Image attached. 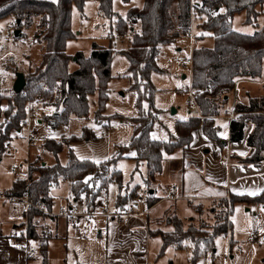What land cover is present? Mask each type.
Segmentation results:
<instances>
[{"label":"trees","instance_id":"1","mask_svg":"<svg viewBox=\"0 0 264 264\" xmlns=\"http://www.w3.org/2000/svg\"><path fill=\"white\" fill-rule=\"evenodd\" d=\"M86 1L0 0V23L4 19H14L15 27L22 32L23 28L32 26L35 18H38L37 36L45 43L40 65L35 71L25 75L27 83L23 91L26 95L15 91L13 94H5L0 90L1 153L4 152L6 142L12 140V131H19V120L25 116L26 103L31 97L46 98L48 103L56 106L57 110L53 115L56 126L58 123L68 122L71 116L87 117L90 111V96L98 94L95 117L98 121L104 118L103 111L108 98L107 85L112 78V47L93 43L89 56L81 52L76 54L79 67L72 72L69 68L73 55L67 52V42L77 36L72 29V6L77 4L82 9ZM112 1L98 0L99 11L105 16L113 15ZM259 6H264V0H143V6L132 7L127 18L117 17V35L131 34L129 46L124 54L129 60L132 88L138 90V114L131 118L135 128L129 143L121 145L115 156L100 164L78 158L72 149L68 151L65 164L59 160L52 165L42 162L37 165L34 162L30 167L29 184L26 178L18 177L5 193H28L34 204L44 203L48 209H52L53 198L48 193V185H59L61 181L67 180L71 189L68 204L75 205L77 200L82 202L81 206L92 209L97 206L103 189L110 182L117 181L120 185L117 206L125 208L128 202L136 201L139 190L144 189L148 206L158 202L157 175L163 169L164 152L171 153L177 148L188 147L193 139L192 130L198 126H203L204 132L211 139L222 143L215 125V117L224 112L237 79L258 78L263 75L264 26L252 34L239 32L232 27L234 16L244 11L247 15L246 21L253 23L260 14ZM192 7L195 22L202 32L199 37L210 34L214 38L213 47L194 48L193 86L201 89L212 87L213 91L204 90L197 95L204 118L191 116L178 120L168 140L155 139L152 132L161 111L154 103L155 88L151 74L160 70L157 59L162 47L188 36ZM1 31L3 34L0 26V36ZM23 34L22 32V36ZM145 100L149 102L147 108L144 105ZM235 112L240 115L231 122L230 140L242 142L247 123L251 122L254 127L247 138V144L252 153L244 158V162H263L264 97L250 98L247 104H237ZM90 134L92 135L86 129L81 138L74 136L66 139V142L86 139ZM45 147L58 155L64 143L48 140ZM130 150L134 151L135 155L132 157L137 162L145 161L147 174L142 183L136 184L127 192L125 189L128 186L124 187L122 184V171L118 168V161ZM110 168L113 170L109 174ZM34 174L37 176L34 177ZM238 201L264 204V190L254 196L231 194L229 202L225 199L220 201L215 208L218 210L217 225L209 237H197L200 230L192 227L184 229L182 220L174 216L171 222L174 229L158 232L163 239L162 249L168 245L181 249L186 243L193 242L194 258H197L202 244L213 248L215 238L220 234H227L229 209ZM25 215L32 223L34 216L41 215V211L33 207L29 212L25 211ZM30 234L39 239L40 252L46 264L49 237L41 236L33 224Z\"/></svg>","mask_w":264,"mask_h":264},{"label":"rangeland","instance_id":"2","mask_svg":"<svg viewBox=\"0 0 264 264\" xmlns=\"http://www.w3.org/2000/svg\"><path fill=\"white\" fill-rule=\"evenodd\" d=\"M134 6L141 8L143 0H131L129 2L113 0V15L109 17L99 11L98 0H87L82 9L77 4L72 6V29L77 36L67 42V52L73 55L69 66L70 71H75L79 67L76 54L81 52L85 56H89L93 43L111 46L113 49L112 78L107 85L108 98L103 111L104 118L98 121L95 117L98 108V94H96L90 96V111L87 117L71 116L68 122L58 123L55 126L53 115L56 113V106L48 103V99L40 97L39 113L32 120V127L36 131L37 143L43 145L45 152L39 154L35 148L29 150L25 138V128L19 132L12 131L10 151H6V147H4V152H0V194H6L5 192L13 186L18 177L24 178L23 175L28 170L26 160L29 156L32 164L35 162L38 165L44 160L48 164L55 163L57 160L65 164L68 159V151L72 149L78 158L89 159L100 164L115 156L121 145L129 143L135 128V123L131 118L138 114L136 107L138 90L132 88L133 81L130 77L129 60L124 54L129 46L131 34L117 35L115 25L117 17L127 18L129 10ZM246 19V12L236 15L233 29L252 34L264 25V16L259 17L258 21L253 23L245 22ZM9 22L13 25L10 28L13 30L12 36L6 35ZM38 22L39 19L35 18L34 24L28 28H23V36L21 33L18 37L14 35V30L17 29L14 19H4L0 23L3 32H5L3 35L1 31L0 36V90L5 94H13L15 91L13 85L18 72H25L26 75L35 71L40 65L45 43L37 36ZM208 37L210 38V36ZM188 39L187 36L176 41L182 44L181 51L176 50V43L165 45L158 59V63L164 71L151 74V81L155 88L154 103L156 107L161 109L152 132L155 139L168 140L170 133H173L175 129V122L186 119L190 113L185 104L189 78L183 77L185 70L179 67L175 61L176 56L187 57L190 54ZM207 42L213 46V41ZM193 46L199 47L200 44L193 42ZM148 103L145 100L146 108ZM173 108L177 109L176 113L172 112ZM40 120L42 121L40 122ZM216 123L221 127L218 135L223 141L229 134L228 120L217 119ZM86 129L93 136L90 134L86 139L66 142V139H71L74 136L81 138ZM18 135L21 137L14 139ZM48 140L63 141L64 147L58 155L46 151L45 143ZM9 142H6L5 146ZM180 149H177L173 156L182 153ZM133 153V150L125 152L124 158L118 161V168L122 171V184L124 187L128 186V189H125L127 192L133 189L136 185L135 182L142 183L143 177L147 174L145 161L137 162L132 157ZM35 156L41 157L35 158ZM16 167H19L18 172L14 171ZM110 169L109 174L113 168ZM35 175L37 176L34 174V177ZM69 185L70 183H65L57 188L55 192L60 194V198L66 194L70 196ZM53 187H55L54 184H52V191ZM106 191L107 194L105 195L104 192ZM119 192V183L117 181L110 182L103 189V194L100 195L99 199L102 200L106 196L111 204L115 203ZM48 193L50 195L49 191ZM145 195V189L139 190L138 197ZM100 200L98 204L101 203ZM60 203L57 199L53 211H58L61 206H59ZM166 206L170 208L169 211L171 212H168L169 215L163 219L156 221L159 227L162 225L163 230L170 231L174 227L171 222L176 215H170V213H175L173 212L175 209L178 217L183 218L184 229L192 227L201 231L197 233V237L200 235L209 237L217 225L218 210L209 208L210 205L207 206L205 203L204 215L200 216L198 221L189 223V217L194 216L196 211L194 205L187 200L173 202V205H170L169 201L159 204L145 217V219L150 218L149 225L144 218H142L145 220L142 224H130L125 219L123 222L108 225L105 218L100 217V215L85 217L81 219H88L86 224L77 227L69 226L68 233L66 231L64 233L59 232L58 237L56 234L52 236L47 246L46 264H264L263 203L235 202L229 209L227 223L229 218L230 223L227 234L218 235L214 240L213 248L202 244L200 255L197 258H194L193 242L186 243L185 247L181 249L175 245H168L162 249L163 239L158 234L160 229H153L156 226L155 224L152 225V221L156 215H162ZM96 207L93 209L100 211L101 208L98 206L96 209ZM86 209L81 206L80 210ZM23 211H25L24 207H16L9 201L0 200V234H10L11 225L7 222L13 219L12 216L17 213H21L22 220H24ZM50 218L42 215V212L41 215L34 216V221H37L39 225L38 231L41 236H51L50 231L45 235L42 230L44 226L49 228L47 221ZM166 222L172 225L163 226ZM16 244L19 243L16 242ZM38 247H41L40 244L36 248ZM36 252L38 255L37 264H44L40 250L37 249ZM137 252L143 253L136 255ZM34 258L31 259V264H33Z\"/></svg>","mask_w":264,"mask_h":264},{"label":"crops","instance_id":"3","mask_svg":"<svg viewBox=\"0 0 264 264\" xmlns=\"http://www.w3.org/2000/svg\"><path fill=\"white\" fill-rule=\"evenodd\" d=\"M261 8L262 7L260 6L258 7L260 14L258 15L255 21H258L259 17L264 16V7L262 9ZM241 13H238V14H241ZM235 16L232 21V27H233ZM256 24L259 25L258 23ZM201 34L202 32H200L195 22L194 23V36H195L194 42L199 43L200 44L199 47L201 46L213 47L207 41H210V40L213 41V45H214V38L210 34H205L203 37H199V35ZM208 36H210V38ZM187 42H189L190 44V38L188 39ZM175 43H171V44H175L176 50L181 51L182 44L178 42H175ZM158 59H159V56H158ZM158 59H157V62H158ZM163 71L164 70L162 69V67H160V71L158 72H163ZM23 73L25 74V72ZM183 77L187 78V75L185 72L183 73ZM257 97L258 98L264 97V69H263V75L261 77H258V78L240 77L238 78L236 81L234 91L232 92V95H230L229 102L225 105V108L223 110L229 109L232 111L233 114L240 115V113L235 112V108L237 104H247L250 98H257ZM176 112H177V109H176ZM222 113L223 114H221L220 116L215 117V125L218 131L221 127L216 123V120L217 119H227L228 120L229 134L227 135V138H225L222 141V143H219L218 141L211 139L204 132L203 126H198L192 130L193 139L191 143L189 144V146L186 148H181L180 150H182L181 151L182 153H178L177 155H175L177 157L173 155L176 154L175 151L179 148L175 149L171 153L164 152L163 169L157 175L156 196L159 198V200L152 206H149L150 207L149 211L142 218L145 219V217L148 216L152 210H154L159 204L163 202L169 201L170 205H173V202H176L179 200H187L194 205V209L196 211L194 216L189 217L190 219L189 223L191 221L196 222L200 219V216L204 215L205 213L204 203L207 206L210 205L209 208H216L217 207L216 205H218L220 201H223L224 199L227 200L225 198L227 193H229L230 195L231 194H238V195L247 194L250 196H254L250 193H255L256 195L264 190V161L261 163L244 162V158L249 156L252 153L251 147L247 144V138L253 131V127H254L253 124L251 122L247 123L245 138L242 142L240 143L232 142L230 140L231 123L229 121L227 114L225 112H222ZM191 116L200 117L194 112H190L189 115L186 117V119H188ZM200 118H204L203 114H202V117ZM41 121L42 120H40V122ZM20 137L21 136L18 135L14 137V139L20 138ZM241 153H244V155H241ZM38 157H41V156H35V158H38ZM173 157L175 158L172 159ZM42 163L48 164V162L45 160ZM52 164H48V165H52ZM65 183L68 184L70 182L67 180L61 181L60 184L55 185V187H53V191L50 192L51 197L52 196L54 197L52 209L56 206L57 199L59 200V202H61L59 206L68 204L67 194L65 196H61L62 198H60L59 197L60 194L55 192L57 188H59L61 185ZM135 183L140 184L141 182H135ZM173 187L176 188L175 192H172ZM174 193H176L177 195H182V196H195L197 198L193 200H189V199L161 200V198L169 194H174ZM145 196L147 197V195ZM75 201H76L75 202L76 204L73 206L81 209L82 202L77 201V200ZM147 203H148V200H147ZM14 206L17 207V205H14ZM98 206L99 208H101L100 204H98ZM111 207L113 209L114 207H119V206H117L115 202L111 204ZM137 207L138 209H140L142 206L139 205ZM169 210L170 208L166 206L165 209L163 210L162 215L160 214L159 216L156 215L154 217L152 221V225L155 224L156 227H154L153 229L159 228L160 230H163L161 228L162 225H160L161 227H159L156 221H158V219L159 220L163 219L166 215H169L168 212H171ZM173 212L176 213V209ZM175 213H172V214L170 213V215L178 216L177 213L176 214ZM19 217H21V219H19ZM23 217H25L24 220H22L21 213H17L16 215H13L12 216L13 219H10L7 222L11 225L10 234H5V235L0 234V264H24L25 263L24 247L22 245L16 244V241L12 237L13 228L19 223H22L28 220V218L25 215V211H23ZM100 217L105 218L103 216H100ZM142 218L126 217L125 219L130 224H142V222H144L145 220L148 225L150 224V218L148 219L146 218L145 220H142ZM125 219H123L120 222H123ZM87 221L88 219H81L77 223L73 224L70 222V220H68L65 217H59V216L51 217L50 220L47 221L48 226L50 228V233H51V236L49 237L48 242L50 239H52V236L54 234H56V237H58L59 232L64 233L66 231V233H68L69 226L77 227L79 225L86 224ZM106 223L108 225H113L115 222L109 224L106 220ZM168 225H172V224L169 222H166V224L163 226H168ZM173 229L174 227L170 229V231H172ZM163 231H166V230H163ZM37 249L40 250L39 247ZM141 253L143 252H137L136 255L141 254ZM40 256H42V254ZM37 259H38V255L36 254L33 264H37Z\"/></svg>","mask_w":264,"mask_h":264},{"label":"built area","instance_id":"4","mask_svg":"<svg viewBox=\"0 0 264 264\" xmlns=\"http://www.w3.org/2000/svg\"><path fill=\"white\" fill-rule=\"evenodd\" d=\"M194 20L195 19L193 15V7H192V16L190 19V31L188 34L190 38V54L187 57L177 56L175 58V61L178 63L179 67L185 70V73L187 77L189 78V85H188V88L186 89L187 98H186L185 104L188 107L189 112H194L198 116L202 117L201 108L197 100V95L198 93L204 90L213 91V88L208 87L207 89H201V88H196L193 86V52L195 48L193 46L194 37H195L194 36V23H195ZM11 27H13V25L11 22H9L7 24V30H6V35L8 36L13 35V30L10 29ZM3 35H5V32H3ZM21 92H22V95H26V92H24L23 90ZM40 103H41V98L39 96H37L36 98L34 97L33 99H30L28 101V106L26 109L25 116L19 120V126H20L19 131H21L22 128H25L26 129L25 138L27 140L29 150L35 148L39 154H42L45 152V148L43 147V145H40L39 143H37L36 131L32 127V120L39 113L38 104ZM224 112L227 114L230 123L234 121L235 119H237V117L239 116V114H233L232 111L229 109H225ZM5 147H6V151H10L12 147V141H10ZM26 162H27L28 170L27 172H25L23 176L24 178H26L27 183L29 184L31 180L30 167L32 165L30 156L27 158ZM14 171L18 172L19 167H16ZM48 191L49 192L52 191V183L48 185ZM175 191H176V188L173 187L172 192H175ZM106 194H107V191L105 192V195ZM196 198L197 197L195 196H182V195H177L176 193H174V194H169L161 198V200H167V199L193 200ZM225 198L229 202L230 194L227 193ZM0 200L9 201L13 205L22 206L25 208L26 213L29 212L33 207H35L36 209L42 212V215H46L48 217H56V216L65 217L68 220H70V222L73 224L77 223L81 218H85V217L90 218V217H94L97 215L105 217L109 224L113 222H117V221L120 222L126 217L142 218L149 211V208H150L149 206H147L146 196L138 197L136 201L129 202L125 208L114 207L113 209L111 207V203L108 197L104 196L100 203L101 205L100 211H97L93 208L82 211L74 207L73 205L64 204V205H61L58 211L55 212L53 211V209H48L44 203L34 204L28 193H26L25 195L0 194ZM139 205L142 206L140 209H138L137 207ZM229 223H230V218L228 220V226H229ZM32 224L36 226L38 229L39 225L37 221H33L32 223H30L29 220H26L25 222L20 223L13 228L12 237L17 243L21 244L24 247L25 260H26L24 264H31V259H33L34 256L36 255V251H37L36 247L39 244V239L33 237L30 234V228ZM42 230L45 235H47L50 231V229L47 226H44Z\"/></svg>","mask_w":264,"mask_h":264},{"label":"water","instance_id":"5","mask_svg":"<svg viewBox=\"0 0 264 264\" xmlns=\"http://www.w3.org/2000/svg\"><path fill=\"white\" fill-rule=\"evenodd\" d=\"M21 33H22L21 32V29H19V28H17V29L14 30V35L16 37H18ZM26 83H27V81H26L25 74L23 72H18L17 73V77L15 79V83L13 85V89L15 90V92L19 93V92H21L25 88ZM172 112L173 113H176V109L173 108L172 109ZM151 192H153V190H151Z\"/></svg>","mask_w":264,"mask_h":264},{"label":"snow or ice","instance_id":"6","mask_svg":"<svg viewBox=\"0 0 264 264\" xmlns=\"http://www.w3.org/2000/svg\"><path fill=\"white\" fill-rule=\"evenodd\" d=\"M224 127H226V125H224ZM133 155H135V153H133ZM241 155H244V153H241ZM252 195H255V193H250Z\"/></svg>","mask_w":264,"mask_h":264}]
</instances>
